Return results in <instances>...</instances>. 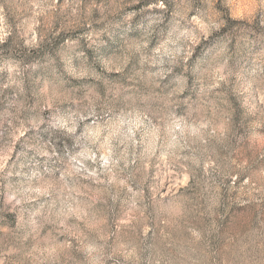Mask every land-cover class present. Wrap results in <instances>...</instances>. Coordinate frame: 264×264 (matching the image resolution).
<instances>
[{"label":"clouds","instance_id":"9594fccd","mask_svg":"<svg viewBox=\"0 0 264 264\" xmlns=\"http://www.w3.org/2000/svg\"><path fill=\"white\" fill-rule=\"evenodd\" d=\"M0 264H264V0H0Z\"/></svg>","mask_w":264,"mask_h":264}]
</instances>
